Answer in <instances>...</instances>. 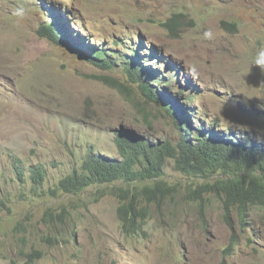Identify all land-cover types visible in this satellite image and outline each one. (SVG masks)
Returning a JSON list of instances; mask_svg holds the SVG:
<instances>
[{
	"label": "rangeland",
	"instance_id": "obj_1",
	"mask_svg": "<svg viewBox=\"0 0 264 264\" xmlns=\"http://www.w3.org/2000/svg\"><path fill=\"white\" fill-rule=\"evenodd\" d=\"M19 4L26 14L16 23L10 12ZM54 20L83 57L38 34ZM260 47L264 0H0V264H26L33 251L42 255L34 264H264V210L227 219L211 191L228 180L224 172L187 176L166 161L162 177L132 186L160 182L166 196L129 235L105 187L52 194L89 152L120 160L118 135L177 142L184 133L171 105L191 129L264 139L262 125L252 124L264 115V71L252 66ZM96 50L119 63L91 64L85 55ZM132 50L158 76L150 84L171 96L166 105L151 103L129 78ZM35 167L45 173L41 187L31 179ZM48 211L52 220H44Z\"/></svg>",
	"mask_w": 264,
	"mask_h": 264
},
{
	"label": "trees",
	"instance_id": "obj_2",
	"mask_svg": "<svg viewBox=\"0 0 264 264\" xmlns=\"http://www.w3.org/2000/svg\"><path fill=\"white\" fill-rule=\"evenodd\" d=\"M176 25L177 23L171 22L164 24L170 30ZM236 25V23H222V27L232 33L237 32ZM60 28L65 32L59 20H54L52 24L42 26L38 34L58 46L67 47L73 55L83 57L84 54L79 46L73 44L72 40L67 41L59 32ZM107 55L104 50H96L90 55H85V58L97 67L113 69L119 61L109 59ZM128 64L126 71L129 78L134 83H139L143 96L151 103L166 105L172 99L165 90L159 93L153 87L154 85L150 84L154 77H158L155 71L145 69L147 65L142 67L138 62ZM158 79L154 84L160 86L162 80ZM169 85L170 81H167L166 86ZM166 108L169 114L172 113L170 117L175 128L184 133L177 142L165 141L154 144L144 140L138 141L125 133L124 136L118 135L117 146L120 160L89 152L78 169H74L71 174L59 181L52 194L56 195L59 192L64 195L78 196L90 187H105L104 194L108 193L118 198L120 202L117 209L118 220L123 233L129 235L142 229L150 208L155 205L160 208L164 205L166 196V187L160 182H156L155 186L149 185L142 189L132 186L162 177L163 165L171 160L174 161L175 168L187 176L214 172H224L229 175L227 181L218 182L211 187V191L215 190L221 198L227 219L234 210L238 211L242 220L247 211L264 210V139L257 138V143L252 141L251 136L241 139L242 131L235 133L231 129H226L227 135L212 133L205 127L201 131L194 132L188 124H183L188 118L180 107H177L179 112H171L168 107ZM252 124L257 126L261 124L264 129V115L262 114L259 121L254 119ZM15 170L21 179L23 172L21 173L20 169L15 168ZM31 176L36 186L43 185L45 173L42 168L35 167L31 171ZM116 183H125L128 188L124 190L123 187H114ZM46 218L52 220L53 214L46 212L44 220ZM229 225L231 226L230 223ZM234 246V242L231 243L228 250L233 249ZM26 258V264H34L36 260L42 258V255L39 251H33L26 255Z\"/></svg>",
	"mask_w": 264,
	"mask_h": 264
},
{
	"label": "clouds",
	"instance_id": "obj_3",
	"mask_svg": "<svg viewBox=\"0 0 264 264\" xmlns=\"http://www.w3.org/2000/svg\"><path fill=\"white\" fill-rule=\"evenodd\" d=\"M25 14H26V6L24 4H19L18 6H14L11 9V12H10L11 17H13L15 19V22L16 23L21 22L23 20V18L25 17ZM203 37L206 40L212 39L213 38V32H212V30L209 29V30L204 31ZM56 45H58V44H56ZM131 52H132V56L129 57V60H130V62H136L139 59L140 54L139 53H136L133 50ZM252 66H255L259 70L264 71V47H260V48H258L255 51V53L253 55V59H252ZM192 71H195V69H193ZM170 85H171V83H170ZM160 88H163V87L161 86ZM158 92L159 93H162L164 91L162 90V92H160V91H158ZM177 95H178V93H177ZM262 106L264 108V103H262ZM184 125H187V124H184ZM207 125H208V123H207ZM192 131L196 132V131H199V130L192 129ZM226 135H227V132H226Z\"/></svg>",
	"mask_w": 264,
	"mask_h": 264
}]
</instances>
